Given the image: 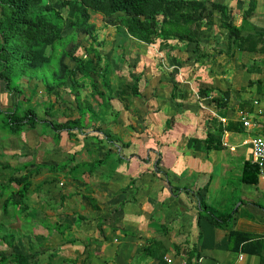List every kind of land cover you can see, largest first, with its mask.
Wrapping results in <instances>:
<instances>
[{"label": "crops", "instance_id": "crops-1", "mask_svg": "<svg viewBox=\"0 0 264 264\" xmlns=\"http://www.w3.org/2000/svg\"><path fill=\"white\" fill-rule=\"evenodd\" d=\"M202 1L206 2L208 10H211L212 3L227 5L243 35L261 33L264 37V0ZM212 21L213 25L219 26L217 11L213 12ZM207 39L209 37L205 36L202 40L204 48L209 46ZM222 45L214 46L216 54ZM221 55L225 56L220 54L217 57L223 59ZM258 58L238 51L229 60L227 58L226 63L217 59L212 67L214 79L205 81L228 88V108L220 116L225 120L224 124L228 120L240 123L241 115H247L254 124L239 132L246 136L240 146L245 144L249 150L242 167L250 161L249 139L257 135L264 125V95L257 94L255 86H248L251 80L264 82V74H251L245 68ZM198 67H205L206 71L210 68L209 65ZM228 74H232L235 82ZM240 78H243L241 84L237 83ZM158 113L166 120L171 117L165 112ZM181 113H176L173 121L177 118L186 120L188 112L183 116ZM230 133L238 132L236 129L226 132L223 136L225 147L216 153L205 154L189 149L187 140L181 143V134L178 135L180 140L172 137L170 142L153 147L156 155L152 153L151 161H142L143 156H128V149H125L124 157L119 148L112 152L110 146L111 149L106 151L108 160L95 170L91 168L89 174L68 178L66 169L63 173L66 178H58L59 183L64 186L69 181L77 187L82 182L83 189L71 188L70 193L60 196L61 204L55 207V201L51 211L47 212L50 216L45 218L48 221L45 227H40L45 223L41 220L35 246L41 256L33 257L32 250L24 252L18 249L17 239L1 240L0 264H14L12 255L15 253L29 257L28 264L34 261L36 264H166L164 257L187 264L194 261L199 264H264V180L259 176L255 184L242 183L241 167L240 193L231 199L230 212L212 200L209 192L211 188L220 186L215 175L229 170L228 161L217 160V157L220 159L226 151L231 156L237 154L235 146L228 142ZM106 153L95 160L103 159ZM119 157L122 158L120 161ZM216 169L221 171L215 172ZM98 171L102 176H98ZM136 182L141 186L137 188ZM73 197L85 198V201L68 206L66 201L70 204ZM159 205L164 208L156 210ZM52 217L53 221L50 220ZM232 232L247 236L246 240L236 246L230 238ZM27 238L30 240L31 237L27 235ZM27 238L25 247L28 246Z\"/></svg>", "mask_w": 264, "mask_h": 264}, {"label": "trees", "instance_id": "trees-1", "mask_svg": "<svg viewBox=\"0 0 264 264\" xmlns=\"http://www.w3.org/2000/svg\"><path fill=\"white\" fill-rule=\"evenodd\" d=\"M214 11L220 15L219 26L225 33L226 45L217 51V54H209L202 49L204 36L201 34L205 26L213 25ZM63 14H66V17H63ZM93 14L109 20L115 18L112 24L116 34L121 35L123 39L131 38L141 45H150L153 48H156L158 41L159 49H156L159 54L166 52L169 56L174 48L181 46L180 48L187 53L186 59L193 65L210 66L208 74L215 75L212 67L217 63V56L224 54L230 59L238 51L259 56L257 61L254 60L245 68L251 74H264L262 66L264 37L261 33L243 35L225 4L212 3L211 10H208L206 2L202 0H0V82L4 84L6 93H12L16 97L12 110L0 109L2 134L19 135L24 130L37 129L39 124H43L48 128L47 132L54 134L52 137L56 140H59L62 134L60 132H65L69 138L74 139L84 136L85 143L92 145L105 144L104 137L111 142L118 139L116 135L103 133L97 126V121L100 120L99 108H105L115 98L124 109H129L125 104L130 98H141L139 82L143 75L131 74V84H124L122 81L117 87L113 84V79H110L113 71L97 47L101 43L97 42L95 24L90 22ZM80 33L92 40L85 53L87 56L90 55V58L76 57L73 50L69 49V46H74ZM67 58L74 63L72 68L64 61ZM221 75H225L224 72ZM203 77L197 82L196 99L186 94L187 103L181 101V105L177 106L182 107V103L184 104L181 108L182 113L185 107L187 109L192 107L201 114L199 121L203 125L204 137L188 138L187 147L208 154L225 147L223 136L226 132L236 129L239 133L246 128L241 123L231 120H228L227 124L221 122L220 116L224 114L223 110L228 108L226 102L228 88L223 89L212 82H205ZM21 78L26 82L36 80L42 83L49 97L55 94L58 98L59 89H68L79 111L76 115L68 113L67 116H63L65 118L61 122L53 121L57 119L60 107L57 103L49 102L44 107L45 116L38 117L35 108L31 106L35 90L32 91V95H26ZM96 79H101L100 85ZM248 86H255L257 94L264 95V82L261 79L251 80ZM87 87L91 91L82 97L80 91ZM175 89L176 86L172 85L171 98ZM63 98L57 102L62 103ZM114 116L118 120L120 110L116 111ZM186 116L187 119L179 121V125L182 124L183 127H187V124L195 125L197 118L194 112H188ZM169 119L172 123L173 117ZM90 132L100 133L101 136L91 135ZM107 155L108 152L103 159L73 165L70 168L65 164L35 165L33 162L11 168L10 175L0 184L2 215L17 220L24 217L29 208L26 202L29 200L28 194L32 185L36 184V190H40L45 183L57 182L58 178L55 175L67 168L68 178L89 174L91 168L95 170L103 165L102 162L108 160ZM74 156L70 157V163L75 159ZM120 157L119 161L122 159ZM0 168L8 170L10 166L0 164ZM45 172H48L49 176L35 180ZM17 173L21 175H16ZM258 178V167L250 162L245 163L240 181L255 184ZM246 237L237 232L230 234L236 246L245 241ZM12 258L14 264L29 262V257L22 254L15 253Z\"/></svg>", "mask_w": 264, "mask_h": 264}, {"label": "rangeland", "instance_id": "rangeland-1", "mask_svg": "<svg viewBox=\"0 0 264 264\" xmlns=\"http://www.w3.org/2000/svg\"><path fill=\"white\" fill-rule=\"evenodd\" d=\"M63 17H66V14H63ZM114 20L115 18L109 20L98 14H93L91 15L90 21L95 24L97 42L101 43L97 47L100 49V53L103 54L104 60L108 61L109 66L111 67L110 69L113 71L110 79H113V84L117 87L118 83L120 84V81L124 84H131V74L137 75V73H141L143 75V78L139 82L141 98H130L128 103L125 104L129 109H124V106L115 98L112 99L111 103L105 108H99L100 120L97 121V126L100 127V130L103 133L107 135H116L118 136V139L111 142L104 137L105 144H95V146H93L92 144L85 143L84 136H78L77 139H74L69 138L65 132H60L62 134H60L59 140H56V138L53 139L52 137L54 134L52 132H47L48 128L43 124H39L37 129L24 130L19 135H4L0 132V164H7L10 166L8 170L0 168V184L8 175H10L9 172L11 171V168L20 166L24 163L33 162L35 165L47 163L59 166L65 164L69 165L68 168H70V165H73L76 162L92 161L101 158L106 151H109L111 148L112 152L119 148L123 156L125 149H128L130 152L127 154L128 156L135 158L143 156L142 161H151L150 156H152V153L156 155V150L153 147H157L162 143L170 142L172 137L179 139L180 136L178 135L182 134L183 140L181 143H185L187 138L192 136L198 138L204 137L203 125L202 122L199 121V119H201V114L198 110L196 111L192 107H190V109L185 107L184 112L181 113V108L187 103L186 94L187 96L190 94L196 99L195 97L198 91L197 82L202 79V76H204L203 80L208 79V81H211L215 76L208 74L205 67L199 68L186 59L187 53L183 48H180L181 46L174 48L175 50L171 51L168 56L166 52L160 54L157 52L159 49L158 41L155 45V47L158 48L156 49L150 45H141L131 38L123 39L121 35L116 34L115 27L112 24ZM205 28L201 35H204V37L206 36V38L209 37L207 42L210 47H202L203 51L213 54L216 51L214 46L221 45L222 43L224 44L222 45L223 48H225L226 36L223 30L219 28L218 24L213 25V27L207 25ZM91 41L92 40L87 36L80 33L78 34L77 41L73 44L74 46H69V49L71 48L70 51L73 50L76 57L90 58V55L87 56L85 53L86 48ZM96 45L97 44H95V46ZM221 56L224 58L217 57V59H220V62L222 63H226L227 58L223 55ZM64 61L69 68L74 66V63L69 58L64 59ZM171 65L176 66V68ZM100 67L102 68L103 66ZM232 67L234 68V66ZM170 71L173 72L170 73ZM101 73L103 72H100V74ZM222 76L224 78L225 75ZM115 77L116 80H114ZM230 78L235 82L232 74L230 75ZM230 78L228 79L231 80ZM242 79L243 78H240L237 83H243ZM21 80H23L26 95H32V91L35 90L36 94L32 98L31 106L35 108L38 117L43 118L45 116L44 107L49 102L57 103L60 107L57 111V119H54L53 121L61 122L63 118H65L63 116H67L68 113L76 115L79 111L77 110L73 96L69 93L68 89H59L58 98L55 94H51L49 97V95L47 96L45 87L42 83L36 80L26 82L23 78H21ZM100 80L101 79H96L99 85ZM172 85L176 86L173 98H171L170 95ZM90 91L89 87L84 88L80 91L81 96L84 97L85 94ZM62 98L65 103H58L57 101L60 99L62 100ZM181 101H185L184 104L182 103V107L177 106L178 104L181 105ZM15 102V95L12 93H6L4 90V84L0 82V109L6 111L12 110ZM118 110H120V116L118 120H116L114 118V113ZM158 112H165L172 117L176 113H181L183 116L187 112H194V116L197 119L196 122H194L195 125L184 128L182 124L179 125V121H183L182 119H175L173 121L175 124H173V122L171 123V119L165 122L166 118L161 116L162 114H159ZM156 117H160V120L156 119ZM45 119L47 118L45 117ZM183 124H185V122ZM187 125L189 126L190 124ZM90 134L101 136L100 133L90 132ZM167 138L168 141H166ZM228 138L229 144L235 146L237 154L236 156H231L229 152L226 151L224 152L223 157L220 159L217 157V160L228 161L229 170H222V174L215 175L217 179L220 180V186L217 189L211 188L209 192L211 193L212 200L217 201L221 208L230 212L232 209L230 206L231 199L238 196L240 193L241 183L239 182V171L241 170V164H243L246 159L245 157L248 155L249 150L248 146L245 144L240 146L246 138L245 135L230 133ZM179 140L175 142H178ZM213 153L216 152L213 151ZM73 155H75V160L73 163H70V157ZM154 158L156 159L157 157L155 156ZM115 166L117 167V165ZM102 171L104 172L105 170L103 169ZM220 171V169L215 170V172ZM109 172L113 173L110 168ZM23 173L24 171L21 172V174ZM63 173L64 171L59 172L55 176L64 180L66 177ZM21 174L17 173L16 175ZM97 174L98 176H102L100 171H98ZM105 174L107 176L109 175L107 172ZM47 176H49L48 172H45L36 177L35 180H42ZM80 183L81 184H78L79 186L74 187L73 185L76 184L69 181H67L64 186L61 185L59 181H54L50 184L45 183L40 190H36V184L32 185L28 194L29 200L26 202L29 208L25 212V216L18 220L17 218L9 219L2 215V200H0V241L17 239L15 244L20 245L18 246V249H22L24 252L32 250L31 254H33V257L35 255L41 256L39 253L40 251H37L35 246L37 245V234H39L38 231L40 230V227H45V225L48 224V221H46L45 218H48L50 213L47 212L51 211L52 208L50 207L53 206L55 201V207L61 204L62 199L60 196L70 193L71 188H79V190H82L83 183ZM135 184H137V188L141 186L139 182H136ZM13 188L16 189L14 186ZM14 199H16V196ZM84 201L85 198L79 200V198L73 197L70 204L68 201H66V203L68 206H72L75 202ZM161 208L164 207L159 205L156 210H160ZM42 219L45 223L39 227ZM6 220H9V222ZM50 220L53 221V217ZM29 230L32 232H28ZM27 235L31 237L30 240L27 238ZM40 236L43 237V235ZM26 238L28 239L27 247H25ZM23 242L24 245H21ZM41 243L42 245L45 244V242L43 243V240ZM41 243L39 245H41ZM30 244L31 246H29ZM31 264H36V261L31 262Z\"/></svg>", "mask_w": 264, "mask_h": 264}, {"label": "built area", "instance_id": "built-area-1", "mask_svg": "<svg viewBox=\"0 0 264 264\" xmlns=\"http://www.w3.org/2000/svg\"><path fill=\"white\" fill-rule=\"evenodd\" d=\"M240 123L245 128H251L254 124L251 123L249 117L247 115H241ZM221 122H225L221 118ZM248 145L250 147V163L255 164L259 170V176L261 179L264 180V125H262L259 129V133L253 137H251L248 141ZM242 257L239 258L241 260ZM164 261L167 264H187L186 262L176 263L173 258L171 257H164ZM191 264H199L198 262L191 263Z\"/></svg>", "mask_w": 264, "mask_h": 264}]
</instances>
